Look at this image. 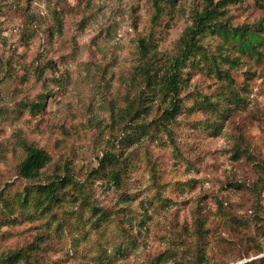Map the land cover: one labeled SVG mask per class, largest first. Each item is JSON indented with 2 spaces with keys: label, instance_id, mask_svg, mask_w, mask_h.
Wrapping results in <instances>:
<instances>
[{
  "label": "rangeland",
  "instance_id": "374dc122",
  "mask_svg": "<svg viewBox=\"0 0 264 264\" xmlns=\"http://www.w3.org/2000/svg\"><path fill=\"white\" fill-rule=\"evenodd\" d=\"M153 1L0 0V258L20 249L16 264H264V43L258 56L230 50L242 109L205 130L214 116L201 99L224 81L185 68L165 131L158 64L205 0H161L157 24ZM263 19L264 0L227 1L219 17L249 29ZM201 43L218 51L223 40ZM41 95L44 109L31 110ZM24 144L51 157L33 181L17 176ZM105 153L121 161L119 184ZM65 165L72 195L47 205L30 184Z\"/></svg>",
  "mask_w": 264,
  "mask_h": 264
},
{
  "label": "trees",
  "instance_id": "16d2710c",
  "mask_svg": "<svg viewBox=\"0 0 264 264\" xmlns=\"http://www.w3.org/2000/svg\"><path fill=\"white\" fill-rule=\"evenodd\" d=\"M227 1L235 2L236 0H219L218 2L217 0H205L201 10L196 11L193 15L191 25L187 26L179 37V48L176 55L169 61L158 64L159 82L163 94L166 96L167 105L163 110L162 117L156 118V123L165 131L169 130L168 125L175 121L176 115L180 113L182 108V100L179 94L185 88V81H187L190 74V72H184L186 78H183L185 68L204 67L209 70L212 76L224 81L226 91H220L214 96H205L201 99V105L204 106L205 111L214 116V119L209 118L203 122L205 130H215L217 125L222 124L233 110H240L245 106V99L234 90L232 86L233 78L231 77V71L238 69L241 60L239 55H232L230 50L234 49L240 51L241 54L258 56L260 53L258 46L264 43V19L259 21L252 29L245 28V26L230 27L219 20ZM162 7L161 0L153 1V13L151 15L153 24H157L161 17ZM58 24L61 26V22ZM208 33L212 35L218 33L221 36L223 44L220 50L217 51L216 47L214 51H211L202 45V38ZM151 40V35L147 40L140 39V47L145 50ZM222 64L227 65V67L222 68ZM44 104L45 97L41 95L37 102L30 104L31 110H43ZM140 127L144 128L145 125H140ZM24 145L25 156L17 165V176L27 181H33L39 177L41 168L51 161V157L39 147ZM233 155L237 159L239 158L237 154ZM99 162L101 166H111L112 181L119 184L123 168L117 155L105 153L99 159ZM96 170L94 169V172ZM69 171V166L65 165L64 175L54 173L48 182L32 183L30 185L45 193L47 205L56 203L63 199L64 195H72L69 189L63 188V184L71 180L68 175ZM196 226V231L200 236L204 231L202 220L197 219ZM27 255L20 249L11 251L0 258V264H16L22 258L25 259ZM262 261H264V258L260 260V262ZM240 264H255V261L249 260Z\"/></svg>",
  "mask_w": 264,
  "mask_h": 264
}]
</instances>
